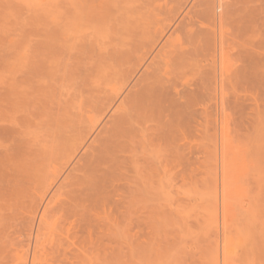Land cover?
Instances as JSON below:
<instances>
[{
  "label": "rangeland",
  "instance_id": "obj_1",
  "mask_svg": "<svg viewBox=\"0 0 264 264\" xmlns=\"http://www.w3.org/2000/svg\"><path fill=\"white\" fill-rule=\"evenodd\" d=\"M7 1L8 0H0V84H1L0 89H2V90H3V88L5 90H7L8 86H6V82H7V85H9L12 82L9 80L14 79L19 74L20 75L18 77H20V76L23 77L24 71H26L28 69V67H27V69L25 70V68H26L25 66H29L28 65L29 64V58L27 59V56L31 55V52L33 49H34L33 51L36 52L37 49H40V50L43 49L44 50V48L46 46L43 42L46 40V39H44L46 37V35H45L46 34L45 33V31H46L45 27L47 28L46 24L48 22H50L49 20H52V24H53V22L56 21V18L58 19V17L60 16V14H59L60 11L58 9L59 3H58V7H56L57 4L52 6V3L55 4V2L56 3L58 2L55 0H53V1L49 0V2L51 1L49 4L46 1L48 6H47L46 2H44L45 0H42L43 2H41V0H40L41 4L44 3L43 5L45 6V4H46V6H47V8H46L47 10H45V11H43L44 9L40 8L41 6L38 7V5H37V7H35L36 4L39 3L38 2L39 0L38 1L33 0L32 4H31L33 6H30V7H29V4L23 5L22 1H21V3L18 0H9L8 2L11 1L10 3H8ZM27 1H30V0H27ZM35 1H36V4L34 3ZM139 1L142 2L145 0H139ZM147 1H150V3L153 2L154 5L151 4V7H150V3H148ZM147 1H146L147 3L146 2H144V3H146L149 6H146L144 4V7L145 6L148 7L147 10L150 9L147 12V14L148 13H150V14H148V16H147L148 19L147 18L145 19L147 14L144 15V18H143L144 21H142V22H143V25H145L144 22L145 23L147 22L145 25L146 27L141 24V26H143L144 30L140 29V32H141V30L143 31V33H145V31H146L147 34L144 35L143 38H140L142 40V42H144V43H142L140 39H139L140 41L138 40L140 43H142V45L145 44V47L143 45V49L142 48L140 49L142 51H139V52H141L140 54L143 53V57L145 55V60L143 61L142 65L140 66L139 70L137 71L134 80H136L138 78L139 79L140 78H146V75L151 74L153 71L154 72L160 71L161 74H164L165 71H169L168 75L166 74L167 72L164 75L172 78V81L175 84L176 88L173 89V93L171 90L172 94H171L170 98L167 97L168 99H170V100L167 99V101L169 103L166 101L167 103L165 102L164 105L167 104V106L169 105V107H170V104L173 103L174 108H175V106H178L179 104L181 106V103L182 104L185 103L184 100L186 98H188V100H189L190 99L189 97H191V96L196 97V100H195L196 102H195L194 106L192 107V109H190L191 117H190L189 125L186 129L187 130L186 131V138L182 140L186 143V145L188 144L186 146L185 150L181 149L179 147L174 148V147H176V146H174L176 144H179V145L183 144V142L179 141V140L176 142L173 141L174 143L171 141V143H173V144H171L172 147L169 143H168L169 145L167 144V146H164V148L165 147L166 148L167 147L172 148L171 150L169 149V152L171 151L170 152L171 154H172V152L174 153V154H172V155H174V157H172V158H176L177 154L179 155V153L181 152V151L178 152L179 149L184 151V152L180 153L179 157L182 156L184 158L183 159L181 157L183 159V161L186 158V162L183 163V164L186 163V166L185 165L184 166L187 169L186 170V176H187L186 180L187 181H185L186 185L183 186L181 184L183 181L179 176L175 177L177 175L176 172L179 173V171L183 170V169L185 171V168L183 166L182 167L178 166L175 169H173V170H175V172L173 171V174L176 173V175L173 176V180H174L175 184H177V185H176V188L174 190V194H170L171 196H166L167 198L164 197L163 199H160L159 195L156 194V196L155 195L151 196L150 191L147 192L144 190V188L141 187V185L138 183V181L140 179L139 178H133L134 174L135 175L139 174L137 172L138 168L136 169V166H135L136 165L135 161L141 162V159H142L141 163H143V161L145 160L144 158L140 159V155H138L137 150L140 152L139 154H141V150H142V152H144L143 151L144 148H147V146L150 143H148V145H147L146 144L147 142L145 141L146 143H144V142L143 143L147 146H145L144 144L142 145V142H141L142 138L141 137L140 138L139 137L134 138L137 135L135 133V136L133 137V139H135V143H137L138 141L140 142V143L139 142L137 143V145L139 144L138 147H140V148L138 149V147L136 148V147L131 146V149L133 148L136 150V151L134 150L135 154H134L133 149H132L131 150L132 152L130 151L129 153H127V156L129 157V155H130L129 158L132 159L133 154H134V156L135 155L138 156L139 160L135 159V157H137V156H135L132 159L134 161H131L127 157L128 160L126 162L129 161L128 162L129 164H127L125 166L126 167L125 169H122L123 170L122 172L119 171V170H121V168H119L118 171L120 173H118L116 171L117 172L116 174H118V175L114 176V179L119 177L121 180L119 178H117L118 181H115V185L113 184L114 180H112L113 182H111V180H109V182L112 183L110 185L111 188L109 186H104L103 185V184H105L104 182H103V184L101 183L102 186L101 185H99V186L102 187V188L100 187V189H102L101 190L102 195L99 193V191H100L99 186H97L98 191L95 188L97 192H95V190L93 189L94 187H91V189H93V191H94L93 192L91 189H89L90 186L89 187L86 186L85 192L83 191L84 193H81L80 190H79L80 192L77 191V193H75L76 189L81 188V187L85 188V186H83L82 184H81L82 185L81 187H80V185L79 186L77 185L78 187L73 188L75 191L73 189H71L69 191L68 188L73 187V185L71 184L73 182H71V181H73V180L75 181V179H72L74 177L73 176L74 174L71 176L72 178L71 177L68 178V180L72 179L71 181L66 180L67 178L64 177L67 174V172L69 171L68 169H71V167H72V166L71 167L68 166L72 162L70 163L67 160V158H71L68 156H69V154L71 156V150L73 148L72 144H75L76 139L80 138V136L75 137L76 134L82 133L81 134V137H82L85 134V133L83 134V131L85 132L86 130H88V126L87 127L83 126L85 124L87 125V123L84 122L85 124L84 123H83V125L81 124L82 127L86 128L85 130H84V128L82 129L80 127H77L80 125L77 121H76L77 123H75L74 125H70L68 123L69 125L66 126L65 124H67V123H65V119L67 121L68 116H63L64 113H66V112H64L63 115H61L63 117L59 116V114H58V117L56 116V114L58 112L57 109L58 110L60 109V104H59V107L57 106L58 108L56 106H54L53 109H49V108H47V106L44 103L42 104V102H41L40 104L38 103L36 108L34 107L35 109H31L32 110L31 113L33 114V112H35V114H33L34 116L32 115L33 117H30L31 118L30 120L33 121L35 124L31 128H29V127H27V125H29L28 121L26 122L27 119L22 120V116L25 117V115H26L28 117L31 115V113L29 114V112L27 111L29 114L28 115L27 112L23 111L24 109L22 108L23 110H21V111H23V112H21V113L19 112L20 114H18V115H21V116H19L21 118H19V117H17L18 115L15 113L16 111L13 113L11 112L12 111L11 107H10V109H8L7 108L8 106L7 107L3 106L4 110L7 113V116L11 117L9 120L13 119V121H14V118L17 117L19 119L18 123L25 121V122H23V124L25 123L27 125L24 124L26 126V127L24 126V129L28 128L29 133H30V131H32L33 133L35 132L36 136H40V135L45 136V134H49L48 138L50 137V140L46 137L47 140L45 139L43 141L42 138L44 136L43 137L40 136L41 140L43 142H41V140L38 141L39 139H37V141L42 143V144L46 141L45 143H47V144L44 143L45 145L43 144V146H46V147L50 146V147L46 148V147H43L42 144H40L42 147V149H41L40 146H37L38 142L36 141L35 147L37 148V150H39V149H41V150L34 153L35 157H34V154L32 152L33 157L30 156L29 159L32 161L33 164L31 163L30 160L27 159V162H26L27 164H25V165L22 164L21 168H20V166H17L18 167L17 168L16 165L15 166L10 165L8 167L4 166V168H3V166H2L3 163H1L2 168L0 167V177H1L2 181H4L3 180V178H4L7 181V183H5V185L3 183V185H2L1 184L2 182L0 180V195L2 193L3 194L5 193L4 194L5 196H3V195H1V196L3 198H6V199L11 197V199H9V200H11V202H9L8 199L7 200L3 199L0 196V204L2 201V204L5 203L4 205L8 206V208H9V205H10L9 203H11V205H13L14 203L15 204L17 203V206H19V207L17 209V206H16V210L18 212L17 211L15 212V206L9 208L11 210L8 211V210H6L7 207L5 208L2 205H0L2 208H5V209L0 208V210L2 209L3 214H4V212L6 213V214H4L6 216L5 217L2 215V211L0 212V214L4 218V219H1L2 217L0 216V264H126V263L128 264V262H129V264H131L129 261V260H131L130 259L131 257L127 253V251L130 248L127 245V241L128 242L131 241L132 238L130 240H128V237L130 238L131 234L136 233L137 228H135L134 230L132 228H130V230L132 229L130 232L129 229L127 230V228L129 226L125 222V220L128 219L127 216L129 217V213L131 211L132 214H131L130 218L133 216L136 219V220H134V218L132 217V219L134 220V221L133 220L132 221L136 224L139 223L141 225L140 222L137 223V217H138V219H140V217L143 216L145 219L146 216L143 215V214H145L144 209L142 210L143 205H139L140 207L137 205L138 208L139 209L141 208V210H142V212L141 211L138 212L139 216L135 212L136 209L133 210L135 208V204L140 203V201H141V204L142 203L144 204V208L146 207L145 211H148V212H146V214H148L149 212H152L153 208H156V209L162 208V210H163L164 207H162L160 205H157L155 203H154L155 205L154 204L151 205L153 201L154 202L157 201L156 198H159L162 201H164V199L166 198V199H169L170 201H172L171 203L174 202V198H175L176 201L173 204H171V207L168 208V209H171V211H170L171 213H169L170 215H168V216H170V218L167 215H165V213H167L165 211L168 210L167 208H164L165 213L163 214V212H162L161 213L162 215L159 214L161 210L159 211L156 209H154L153 211L157 212V214L152 212L155 214V217L153 216L154 214L150 213L151 217L153 216L152 219H154L156 224H154V221L147 222L146 220H143V218H141L143 220V222L145 221L144 225H145V223H147V225H149V227L146 226L145 227L146 229H145L142 227L143 225L142 226L139 225V227L143 228V229L140 228L142 234L139 231L140 229L138 230L139 231L138 233L140 234L141 240L139 237V239L137 240L138 241L137 243L140 244V246L138 244L136 245V243H135V245L132 244V246H131L132 247L131 253L133 252L132 253L133 254L132 264H155L153 259H151V257H153L152 255L154 253L151 254V252H149V251L146 253V251H147V244H150L149 242L152 243V241L154 240L153 237L157 238L158 234L160 235V237H162L161 240H163V238L165 239L163 241H164V243H166V245L164 243H161L160 242L161 240L159 241V239L157 238L158 243L160 242L161 244H164L162 246H159L160 248L162 247L164 250L161 248V251H159V249H158V252H160V254L164 253L163 256L165 255L163 257L162 262H160V260H159L160 259L159 257H161V256L158 257L159 262L157 260L156 261L157 264H162L163 262H164V264H168V263L174 262L176 260H177V264H189V263L190 264H200V262L203 264H206V263L212 264L214 262L215 258L220 259V260H218L220 262L219 264H264V0H218V1L217 0H212V1L211 0H156V1L155 0H153V1L147 0ZM144 7H143V9H144ZM146 7H145V9H146ZM143 11H146V10H143ZM51 12H55V14H56L55 16L58 15V17H54L53 19H51L50 18ZM213 13H215V14H213ZM212 14H213V16H212ZM47 16H49V17H47ZM47 19H49V20L47 21ZM56 23H54L53 25L51 23L50 24L52 25V27H55ZM108 24H110V23H108ZM99 25H102V24H99ZM105 25L103 27L106 28ZM76 26L77 25L74 26L75 29H76ZM99 27L100 26H96V28L92 27L93 28V32H92V29H90V27H88V26H87L88 29L86 27H81V29H80V26L79 27L77 26L78 31L77 30L76 31H77V34H79V31H81V30L83 31L82 28H86V31L84 33L88 34V36H91L90 38L93 37L92 35H95L94 33H96V35H97L101 31L104 36L102 35L103 37H99V34H98V36H96V37L106 39L109 36L110 32L109 33L105 32L104 31L105 28L103 30L102 29L96 30ZM106 30L109 31L108 27ZM34 31H36V32H34ZM102 33H100V34H102ZM143 33H141V34L143 35ZM105 35H107V37ZM96 37H94V38H96ZM40 50H37V52ZM43 50H41V52ZM181 50H182V52H183V50H185V52L186 51L191 52V55L187 53L186 56L183 57L184 55L181 56V54H180V53H182V52H180ZM146 51H148L147 54H145ZM37 52H36V54H37ZM25 53H27V56L24 57ZM39 53L40 52H38V55H39ZM137 54H135L136 57L140 56V55L137 56ZM19 55H21L22 56L21 58L24 60H20V58H18ZM41 55H42V53H40V56ZM178 55L181 56L180 59H182V60H178L180 57V56L178 57ZM187 55H189L190 57L188 56V59L186 60ZM17 58H18V62H16ZM183 59H184V61H183ZM176 60L180 61L179 64ZM14 61H15V63H14ZM181 61L183 62V64ZM23 62H25V63H23ZM93 63H92V65H93ZM24 64H25V66H24ZM21 65H23V66L20 67ZM14 67H15V69H14ZM9 68H11L12 70ZM7 69H8V71H7ZM13 69H14V73H13ZM119 72H121V71H119ZM9 73L12 75V77L10 79L8 78L9 80H7L6 78L11 76V75H9ZM63 73H64V71H62V74H60V71H59V75L60 76L62 75L61 77H63V78L65 77V80L66 79L67 80L65 81L64 79H62L63 80L62 81V80H60L61 78L58 79L59 80V82H58L59 86L57 85L58 83H56L57 82L56 81L55 82L56 84H54V85H56L54 87V89L57 87L59 89L57 91H60L61 94L64 92L65 94L68 95V93H71V92H69V90H68V93H66L67 92L66 89L71 88L70 91L73 89V87L71 85L74 86L75 84H77L78 81L74 80V78L76 79L78 75L75 74L76 77H74V75L73 76L71 75L72 72L70 73L71 76L70 75L67 76L66 73H65L66 75ZM74 73H72V74H74ZM122 73L123 74L117 73V75H115V76H117L120 80H123L120 78V76L123 77L122 75H124V71ZM160 73H158V75ZM28 74L25 73L24 75L27 76ZM161 74L158 76L160 79H161V77L164 76V75L162 76ZM220 75H222V76H220ZM103 76H105V75H103ZM103 76H101L102 78L98 77V79H99V82L101 81L100 82L101 84H102V82L106 83L103 85V88H105V91L106 90L111 91L110 87L112 88V86H113L112 82L115 83L114 84L115 86L117 85V88H119L122 84L121 82H123V81L118 80V78L115 77L114 75H113V79H111L109 77L110 78L109 81H107L109 79L108 76H107V79H105V77H103ZM4 77H5L6 81H5ZM114 77L117 79H115ZM219 78L221 80L224 79L222 81L223 85L221 84V81ZM164 79L167 80V77H165ZM78 80L80 81V79H78ZM162 80H163V78H162ZM200 80H202V81H200ZM75 81H76V83H75ZM215 81H218L217 84L215 83ZM116 82L120 83L119 87H118V84ZM201 82H203V83L205 82V84H203L205 86L202 85L203 87H201V88H203V89L198 92L197 90H198V87L201 86V84H202ZM108 83H110V84H108ZM195 83L196 84L201 83L200 86L196 85L197 90L194 89L195 85H193V86L190 85V84H195ZM2 84H3V86H2ZM206 85H208V86H206ZM215 85H217L216 90L218 88V91H217L218 94H216L214 96V94L216 93V91H214ZM220 85H222L223 89H222V87L220 89ZM5 86H6V88H5ZM106 86H108L109 88H107ZM113 88H115V87L113 86ZM189 90H191V91L196 90L197 94L192 95ZM53 92H55V91H53ZM178 92H179V94H176ZM220 92H223V94H221ZM56 94H59V92L58 93L56 92ZM65 94L63 95V98H61L62 95L57 97L58 99L61 98V100L59 99V102L63 101V99L66 100V98L68 96L66 95V97L64 98ZM173 94L176 95L177 97L174 96L175 97L174 98L172 96ZM5 96L7 97L6 100H8L9 94L4 93V97ZM220 96L222 97L223 100H221ZM49 97H51V96H48V98ZM53 97H54V94H53ZM53 97L50 98V100H52ZM171 97L173 99L177 98V101L176 100L172 101ZM214 97H216V98L218 97V98L214 99ZM197 98H198V100H197ZM45 100H47V98H45ZM52 101H50V102H52ZM55 101H57V100H55ZM170 101H171V103H170ZM174 101H176V105H175ZM215 101H217V103H219V104H217V105L214 104ZM220 101L222 102L224 107L222 106V104H220L221 103ZM48 102H45V103H48ZM53 102H52V104H56V105L58 104V103H55V102L53 103ZM88 104H86V105H88ZM3 105H4V103H3ZM47 105L50 106V104H47ZM89 105L92 106V104H89ZM215 105H216V107H215ZM52 106L53 105H51L50 108ZM91 106H90V109H91ZM94 106H96V107H94ZM98 106H99V104H96V105L93 104V106H92V107H94L92 109L93 112H91L92 110L88 111V113H89L88 115L89 116L97 115L96 117L99 118L98 115H100V111L97 108ZM182 106H181V108H182ZM220 106L223 108V110L220 109ZM171 107L173 109V106H171ZM5 108H7V109H5ZM87 108L89 109V107H87ZM176 108H178V107H176ZM215 108H217V109L215 110ZM88 109H86V112ZM165 109L166 110L170 109V111L168 112V111L164 110L165 111V113L163 112L164 117H166L165 116L166 113L170 114V112L172 111L171 108L165 107ZM183 109H184V107H183ZM194 109L199 110V111H197V114L199 112L198 116H197V114H195ZM177 110L178 109H175V110L173 109V111H177ZM179 110H181V109H179ZM8 111H10V114H8L9 113ZM55 111H56V113H55ZM202 111H204L205 113H203ZM222 111L224 112V114L221 113ZM24 112H26V113H24ZM42 112L46 113V114H44L45 116L42 114ZM75 112L76 111L74 110V113ZM60 113L62 114V112H60ZM77 113H78V111H77ZM11 114H13L14 116L13 115L11 116ZM173 114H174V112H173ZM219 114L220 115L222 114V115L220 116ZM5 115L6 114H4V117H5ZM171 115L172 114H170L168 116L170 117ZM217 115H218V117H217ZM0 116H1V114H0ZM55 116L58 120V122L56 124H55L56 118L54 121H51L52 119H54ZM222 116H223V118H222ZM96 117H95V119H96ZM214 117H216L218 119V121ZM5 118H4V120L7 121L8 117L6 118L7 120ZM77 118L78 117H76L75 119L77 120ZM81 118L79 119V121L83 120ZM102 118H104V117L102 116ZM164 119L166 121L167 118H163V120ZM214 119L216 121H214ZM221 119H223L222 122L224 124L221 121H219ZM20 120H22V121H20ZM28 120H29V118H28ZM13 121H11L12 124H13ZM15 122L17 123V120ZM61 122H63V124H61ZM141 122H144V121H141ZM215 122H218L219 124L217 123L218 125H216ZM7 123H8V121H7ZM29 123L31 126L32 123L31 122H29ZM52 123H54L55 125L58 124L59 127L63 126L62 128H60V130L62 132L64 131V129L66 127H68L70 129V132L66 131V129L68 130V128H66L64 131L65 133L63 132L64 133L63 134L60 131H58V129H57L58 135L56 133L57 131L54 132V134H53L52 133L53 132L52 131V126H53ZM71 124H72V122H71ZM77 124H79V125H77ZM151 124H149V125H151ZM221 124H222V126H221ZM8 125H9V123H8ZM50 125H51V127H50ZM135 125L138 128L140 126V125L138 126L137 124H135ZM143 125H145V123ZM143 125H141L140 128ZM146 125L148 126V123ZM58 126L57 127L55 126V129L54 128L53 129L56 130V128H58ZM69 126H71V127H69ZM74 126H76L74 128L76 130H74L72 128ZM22 127H23V125H22ZM166 127H167V125H166ZM77 128L82 129V130L78 129L79 131H82V132H79L77 130ZM138 128H136V129H138ZM216 128H218V129L216 130ZM71 130H74V131H71ZM164 130L167 131L168 129L164 128ZM75 131H76V133H75ZM25 132H27V131H25ZM25 132H24V136L26 135ZM32 132H31V135H29V133L27 132L28 135L30 136V138L33 134ZM71 132H73V134H75V135H73ZM50 133H51V135H50ZM60 133H61L60 137L63 136L62 139L59 137ZM20 134H21V132H20ZM28 135H27V137H28ZM67 135L71 137V138L70 137L69 138L72 141H70V140L66 141ZM138 135H140V134H138ZM20 136H22V135H20ZM24 136H23V138L19 137V140L24 139ZM33 136H35V134ZM89 136H88L87 140H90V141H88V143H90L93 139V138H90ZM54 137L56 139H58V138H60V139H58V140L53 139ZM171 137H169V138L171 139ZM36 138L35 139L33 138V140H36ZM72 138H74V139H72ZM25 139H28V138H25ZM31 139H29L30 142H27V143H31ZM51 140H52V142L55 141V143L56 142H58V143L52 144ZM136 140H138V141H136ZM16 142L17 141H14L11 143L14 144ZM19 142L20 141H18L17 143L19 144ZM71 142H73V143L71 144ZM23 143H26V142L23 141ZM27 143H26V145L29 147V144H27ZM76 143L78 144V141ZM0 144H1V141H0ZM51 144L54 146H52ZM32 145H34V144H31V146ZM38 145H39V143H38ZM21 146L23 147V145H21ZM54 147H56V148H54ZM151 147H152V145H151ZM52 148H54V149L52 150ZM75 148H73V149H75ZM23 149H25V148L23 147ZM49 149H51V150H49ZM173 149H178L176 152L177 153L176 155H175L176 150L173 151ZM33 150H34V148H32V151ZM37 150L35 149V151H37ZM47 151L49 153H47ZM148 151H150V150H148ZM163 151L165 152L166 150H163V148H162L161 154H164ZM147 152H145L144 154L142 153L141 156L143 157V156H145V154H148V156L153 157V155H151L152 153H147ZM169 152H167V153L169 154ZM118 155H122V154L119 153ZM148 156H146V157H148ZM169 156H170V154H169ZM179 157H177L176 159L179 160ZM154 158L156 159V157H153V161H155ZM150 159L151 158H147V161L149 162ZM36 160H37V163H35ZM71 160H73V159H71ZM118 160L120 161V159H118ZM118 160L115 159L114 162H116V164L114 162L113 163L115 165H117V163H119ZM153 161H151V162H153ZM181 161H178V162H181ZM5 162H7V161H5ZM121 162L123 163L125 161H123V159H122ZM133 162L135 164H133ZM175 162H176V160H175ZM175 162H173L174 166H176ZM122 163L120 164V167H121ZM130 163H131V165L133 164L132 166H134V167L130 166V168H129L128 165H130ZM114 164H112V162H111V165H114ZM124 164H126V163H123V166H124ZM178 164L179 163H177V165ZM11 167H13V171H12ZM23 167H25V168H23ZM9 168L11 169L12 173H11ZM133 168L135 169V171H132V170H134ZM114 169H116V168H114ZM64 170H66V173ZM55 172H58V173H55ZM59 172H61V173H59ZM125 172H127V173H125ZM74 173H76V172H74ZM129 173H130V175H129ZM54 174L55 175L57 174L56 176L58 177V178L56 177L57 179L55 178V180L53 178V177H55ZM76 174H78V173H76ZM125 174L127 175V177H125ZM89 175L92 176L91 173ZM89 175H86V178H84V181L86 180L87 184L89 183L87 180L90 179ZM87 176H89V177L87 178ZM130 176H132V177H130ZM138 176L140 177V175H138ZM48 177H50L49 178L50 180L47 179ZM59 177H61V179L64 177V179L66 181H63V180L62 181L66 182V183H62L61 179ZM125 178H127L128 182L130 180H132L131 181L132 183H130V182L128 183L127 180L125 181L124 180ZM135 181H137V182H135ZM8 182L9 183L11 182V184H9ZM49 182H52V184H51L52 186H53V183L55 182L56 183V185H54L55 188L52 186L51 187L48 186ZM67 182H71L70 183L71 187L65 186V184H67ZM86 182H84V185H86L85 184ZM109 182H106V185L110 184ZM139 182L141 183V180ZM57 183H58V185H57ZM59 183L61 184V186ZM123 183H124V185H123ZM137 184L139 186H137ZM180 184H181V186H180ZM178 185L180 187H182L184 190L186 189L185 195L183 194V192H185V191H182L181 190L182 188L180 189ZM217 185H218V187H217ZM22 186H23V188H22ZM56 186H59V188H60V190H62V192L58 188L60 193L59 192H57L58 194L53 193V192L57 191ZM67 186H70V185L67 184ZM103 186L106 188V190ZM3 188H4V190H3ZM16 188H17V190H20V192H21L19 194L16 192V194H18V199H17V195L15 196L16 198L14 197L15 194L13 195V191H12V190H14V192H15ZM107 188H109V189H107ZM128 188H130V189H128ZM1 189L3 191L2 193H1ZM64 189L68 190L70 193H73V194H69V195L65 194V195H68L69 197L71 195L74 196V194H75V196H77L76 194H78V192H79V195L81 193L80 196L78 195L79 196L78 198L74 196L76 199L75 198H73V199L77 200L76 203L80 202L81 205L84 204V207L83 206L78 207V204H76L75 200L73 201L71 199V197H70V199L76 204V206L79 209H76L74 203L71 204L72 203L71 200H70L71 203L69 200L67 201L68 196L65 197V195H63V192H65ZM87 189H89L88 191L90 194H91V192H93L94 195L97 194L96 197L100 201L96 197H95L96 199L94 197L91 198V195H90V199H92V200L91 201L88 200L89 194H88ZM132 189H134V190H132ZM141 189H143V190H141ZM214 189H219L220 191L218 190V192H217ZM90 190H91V192H90ZM104 190H105V192H103ZM112 190L114 192L117 190L115 192V194H117V195H114V193L111 195V193L113 192ZM125 190H126V192H128L127 190H130V192H128L130 194L133 193V192H131V190L135 191V193H133V194H135V198H133L134 197L133 194L129 195L128 193H125L124 192ZM118 191H120V192H118ZM210 191L216 192L219 195V196L218 195L216 196V199L219 198V200L215 199V201H214V199H213L214 197L212 196L214 193H212ZM136 192H138V194H136ZM176 192H178V193L181 192L182 195L177 194ZM209 192L211 193V196L213 198L208 197V196H210ZM11 193L13 195V198H12V196L8 197V195H11ZM44 193H45V195H44ZM103 193H104L106 198L103 196ZM120 193H123V194L121 195ZM55 194L57 195L56 196L57 198L59 197L58 200L60 202L65 197V199H66L65 203L66 204L63 203V201L61 202L63 204L60 203L61 205H64L65 208H63L60 204H59V206H57L59 201L58 200L56 201V197H54ZM59 194H60V196H58ZM84 194L85 195L88 194V196H86L85 200H84V201H87V200L88 201L86 203L85 202L81 203V202H83L82 199H84L83 198L85 196ZM98 194H100L102 197H104V198L101 197L103 200L101 198H99ZM139 194H141V195H139ZM41 195H43L42 196L43 197L42 202L40 201ZM51 195L54 198L53 197L51 198ZM61 195H63V196H61ZM136 195L137 196L139 195V198ZM144 195L149 197L148 199H150V201H152L151 204L149 203V200L146 197H143ZM123 196H125V197H123ZM129 196H131V198H133V199H131ZM60 198H61V200H60ZM143 198H146L147 200L143 199ZM14 199H15V201H14ZM159 199L157 202L158 204L160 201ZM124 200H127L128 202L125 201V204H124ZM130 200L132 202L131 204L129 203ZM134 200L139 201V202L135 203ZM145 200L148 201L147 202L148 204L145 203ZM183 200H184V203H183ZM92 201H94V202L96 201V203L102 202L101 204H99L102 206H99L98 204H96ZM103 201L105 202V204ZM115 201H117V202L115 203ZM177 201L178 202L181 201L180 204H178V206L181 205L180 207H178L176 205ZM209 202L213 203V204L210 203V204H212L213 208L210 206H207V205H209ZM38 203H40V204H38ZM67 203L69 204V206L67 205ZM91 203H93V204H91ZM127 203L130 205L128 206ZM7 204H9V205H7ZM19 204H21V205L23 204V205L21 206ZM133 204H134V207H133ZM146 204L148 206H145ZM71 205H73V206H71ZM184 205H186V206H184ZM196 205L201 210L203 208L205 209V206H207L210 209H214V208L216 209L219 206V208H218L219 219L217 218L218 221L216 220L217 223L219 224V225H217L218 227L217 226L215 227V224H217L216 222H214L215 224L210 223V225L208 222H205V221H207L208 218H209L208 219V221H209V220H211L210 218L213 217V216L208 217V215H207V217H205L206 210H205V213L203 212V214H199L202 217V218L200 217L199 221L204 219L205 221L204 220L203 221L205 222V224L208 223V225L207 226L204 225L203 221H201V223H199V221L196 223V221H197L196 219H199V218H197L198 217L197 214L200 211V210H198V212H197L198 208L196 207ZM216 205H217V207H216ZM92 206L93 207L97 206L98 209L96 208V210H95L93 208V211H90L89 209H90V207L92 209ZM131 206L133 207V209H132L133 212L131 210V208H132ZM81 207L83 208V210ZM85 207L88 208L87 211H86L87 208H85ZM103 207H105L106 209L104 210ZM70 208H72V209H70ZM177 208H181V209H179V211H178ZM185 208L187 209L188 213H192L190 215V216H192L191 217L192 219L188 218L189 221L190 220L193 222L195 221V223L197 224L196 225L195 223L192 222L194 224V228H192L189 221H188L187 228L189 227V225L191 227L190 228L191 230H188L191 232V234L189 232V234H190L189 236H188V233H186V235H185V232L182 230V225H184L185 224L184 222L187 220L184 219L185 220L184 221V220L180 219L183 216L186 217V214H185L186 209ZM129 209H130V211L128 213L127 210H129ZM172 209L173 210L175 209L179 213H177L175 210L173 211ZM204 209L202 211H204ZM4 210H6L7 212ZM137 211H139V210L137 209ZM12 212H14L15 214L14 213L12 214ZM195 212L197 213L196 215H195ZM10 213H11V215H10ZM181 213L183 214V216ZM199 213H202V212L200 211ZM210 213H212V212H210ZM207 214H209V213H207ZM159 215L162 218L164 217L163 215H165V217H168L169 220L167 219V222H166V220H165L166 218L165 217L163 218L165 220L164 221ZM202 215H204V216H202ZM217 215H218V213H217ZM194 216H196V217H194ZM203 217H205L206 219ZM216 217L217 216H215V218ZM174 218H175V220H174ZM193 218H195V219L193 220ZM215 218L212 219V221H215ZM160 219H161V221H160ZM176 219H177V221H176ZM142 220H141V222H142ZM172 220H174V221H172ZM129 221H130V219H129ZM132 221H131V224H133L132 226H134L135 224L132 223ZM175 221H176V223H175ZM127 222H128V220H127ZM164 222L166 224H164V226H163ZM161 224H162V226H161ZM186 225H187V223H186ZM134 227H136V225ZM183 227L185 228L186 226L184 225ZM148 228H150V229H148ZM152 228H154L155 230ZM249 228L252 229L251 232L249 231ZM144 230L147 231L146 233H147V235L149 234L150 237L147 235H146L147 237H144V234H146ZM158 230L161 234L158 232ZM161 230H162V232H161ZM126 231L127 232L129 231L130 235L127 234ZM143 231H144V233H143ZM150 231H152L154 233V236H152V239H151V234L153 235V233L150 234L149 233ZM185 231H187V230L185 229ZM192 231H193V233H195L194 234L195 236L192 234ZM155 232H156L157 236L155 235ZM124 235H127V238H125ZM193 236H194V238H193L194 241H192V239H191ZM145 238L146 239L149 238V239H147L148 240L147 244H145V241H147ZM143 240H144V242H143ZM154 241L156 242V240H154ZM191 242H194V243L192 244ZM123 243H124V245L129 247L128 250H126V248H124ZM161 244H158V245H161ZM174 244L178 247L180 246L181 249L182 248L185 249L186 245H187V249H186L185 254L187 253V250L189 251L192 249L191 253H193L194 255L192 256V254L190 253L191 257L189 258L188 254H186V256H187L186 257L184 254V251H182L181 249L180 250L183 253L180 252L179 250L177 252L178 247L176 248V250L174 249L176 246L174 248H172L174 246ZM121 245H122V247H121ZM156 245H157V242H156ZM134 246H136V248L140 247V249H136ZM165 246L168 247V250ZM169 247H171V249ZM155 248L156 247H154V250H152V251H155ZM124 249H125V251H124ZM142 249L143 250L146 249L145 253ZM165 249H166V251H165ZM140 250L143 251V253ZM149 250H150V248H149ZM121 251L122 252L124 251L123 253L125 256V260H124L123 253ZM125 252L127 253L126 255H125ZM149 253L151 256L148 255ZM174 253H175V256H180L179 254L181 253L182 254L181 257L185 256V259L188 258L193 262L191 263L189 261H186L183 259V257H182L183 261H181L182 260L181 257H180L181 260H178L179 258L177 259V257H176V260L173 261V259H175L173 257ZM201 253L203 254V258L199 259L201 257L200 256ZM216 253H218V254H216ZM206 254L208 256H206ZM215 254L219 255V257L216 256L214 258ZM157 255H159V253ZM157 255H155L154 257H156ZM211 255H213V258L208 259L209 257H211ZM126 257L127 258L130 257L127 262H126ZM211 259H214L213 262L211 261ZM168 260L170 262H168ZM202 260H203V262H202ZM124 261H125V263H124ZM179 261L181 263H179ZM218 261L216 260L217 264H218ZM174 264H176V263H174Z\"/></svg>",
  "mask_w": 264,
  "mask_h": 264
},
{
  "label": "bare ground",
  "instance_id": "obj_2",
  "mask_svg": "<svg viewBox=\"0 0 264 264\" xmlns=\"http://www.w3.org/2000/svg\"><path fill=\"white\" fill-rule=\"evenodd\" d=\"M9 1V0H8ZM7 1V2H8ZM20 3H21V1H22V3H23V5H28L29 4V7L30 6H33V5H31L32 4V1L33 0H30V1H27V0H18ZM38 1V0H37ZM48 2V4L51 2V1H53V0H51L50 2H49V0H45L44 2ZM55 1H58L57 3L55 2ZM54 2H55V4H53L52 3V6L53 5H56L57 4V6L56 7H58V3H59V7H58V9H59V11H60V16L58 17V15L57 16H55L56 14H55V12H51V15H50V18L51 19H53L54 17H58V19L56 18V21H54L53 22V24L54 23H56L57 21V23L55 24V27H52V20H49V19H47V21L49 20L50 22H46L47 24V28L45 27V35H46V37L44 38V39H46L45 41H43L44 42V44L46 45L45 46V48H44V50L43 49H41V50H43L42 52H41V50L40 49H37V50H40V51H38V52H40V53H42V55L40 56V53H39V55H38V52H37V50H36V52H37V54H36V52L35 51H33L32 50V52H31V55H28L27 56V53H25L24 54V57L25 56H27V59L29 58V66H25V64H24V66L26 67L25 68V70L27 69V67H28V69L26 70V71H24V74L26 73V74H28L27 76H25L22 72V74H23V77L22 76H20V77H13L14 79H11V80H9L11 77H12V75L9 73V75H11L10 77H7L6 79L7 80H9V81H12L9 85H7V82H6V86H8V88H7V90H5L4 88H3V90L2 89H0V114H1V116H0V141H1V144H0V167H1V163H3V168H4V166L6 167H8V166H10V165H12V166H15L16 165V167L17 166H20V168H21V165L23 164V165H25V164H27L26 162H27V159L28 160H30L29 158H30V156H32L35 152H38V151H40L41 149H42V147H41V145L40 144H42V143H40V142H38V141H40L41 140V137H43L42 135H40V136H36V133L34 132H32V131H30V133H29V130H28V128L26 129H24V126L25 125H27V124H23V122H25V121H22V120H26V122L28 121V124L29 125H27V127H29V128H31L32 126H34V122L33 121H31L30 119V117H33L34 115L33 114H35V112H33V114L31 113V109H35L36 107H37V105H38V103L40 104L41 102H42V104L44 103L46 106H47V108H49V109H53L54 108V106H58L59 107V104H60V109L58 110L57 109V111L59 112H57V114H56V116L58 117V114H59V116H61V115H63V113L64 112H66V113H64V115L63 116H68V119H67V121H66V119H65V123H67V124H65L66 126H68L69 124L70 125H74L75 123H79V124H77V125H79V126H77V127H80V128H84V130L86 129L85 127H87L88 126V130H86L85 132L83 131V136L81 137V134H79V133H77L76 134V136L75 137H79L80 136V138H77L76 139V142L78 141V144L75 142V144H72L73 142H71V144L73 145V148H75V149H73L72 148V150H71V156H70V154H69V156L68 157H71V158H67V160L71 163L70 165H68L69 167H71V169H68L69 171L67 172V174L64 176L65 178H67L66 180H68V178H70L73 174V178L72 179H75V181L73 180V181H71L72 179H69L68 181H71V182H73V183H71V182H67V184L68 185H70V186H67V184H65V186L66 187H71V184L73 185V187L72 188H68V190L70 191L71 189H73V188H75V187H78L79 185H80V187L83 185V186H85V188H83V187H81V188H78V189H76V192L75 193H77V191H81V193H84L85 192V190H86V186L87 187H89L90 186V188L89 189H91V187H94L93 189L95 190V192H97L98 191V187L97 186H99V185H101L102 186V184H103V182L105 183V184H103L104 186H109L110 188H111V184L112 183H110L109 182V180H111V182H113L112 180H114V182H113V184L115 185V181H118L117 180V178H119V177H117L116 179H114V176H117L118 174H116L117 172L118 173H120V172H122L123 170L122 169H125L126 167V165L127 164H129L128 162H126L127 160H128V158L130 157V155H129V157L127 156V153H129L132 149H131V146L132 147H138V145H137V143L139 142L138 140H136V141H138L137 143H135V139H133V137L135 136V133L137 134L136 135V137H134V138H142V145L144 144V143H146L147 145H148V143H150L151 145H152V147H151V145L149 144L148 146L147 145H145V146H147V148H144V152H142V150H141V154H139L140 152L137 150V152H138V155H140V159L141 158H144L145 160L143 161V163H141L142 162V159H141V162L140 161H135L136 162V169H137V172L139 173V174H137V175H135L134 174V176H133V178H139L140 180H141V183L138 181V183L141 185V187L142 188H144V190L145 191H150V195L152 196V195H155L156 196V194L157 195H159V198L160 199H163L164 197H166V196H171L170 194H174V190H175V188H176V185L177 184H175V182H174V180H173V176H175L176 175V173H177V175L175 176V177H177V176H179L181 179H182V185L184 186V185H186V182L185 181H187L186 179H187V176H186V168H185V166H186V163L185 164H183L184 162H186V158H185V160L183 161V159L181 158V157H179V155H180V153H182V152H184V151H182L181 149H184L185 150V148H186V146L188 145H186V143L184 142V141H182L183 139H185L186 138V129H187V127H188V125H189V121H190V117H191V112H190V109H192V107L194 106V104H195V100H196V97L194 96V97H189L190 99L188 100V98H186L184 101H185V103H181V106H182V108H181V106H180V104L178 105V106H175V108H174V104L173 103H171V101H170V107H169V105L167 106V104L166 105H164L165 104V102L167 101V99L168 98H170V96H171V94L173 93V89L174 88H176L175 87V84L173 83V81H172V78L171 77H168V76H165L164 74L166 73L167 75L169 74V71H165V73L164 74H161L160 73V71H156V72H152L151 74H148V75H146V78H138V79H136V80H134V78H135V75H136V73H137V71L139 70V68H140V66L142 65V63H143V61L145 60V55H144V57H143V53L142 54H140L141 52H139V51H142V50H140L141 48L143 49V45H144V47H145V44H143L142 45V43H144V42H142V40L140 39V38H143V36L144 35H146L147 33H146V31H145V33H143V31L141 30V32H140V29H143V26H145L146 25V23L144 22V24L145 25H143V22L142 21H144V15L145 14H147V12L150 10H147V8L148 7H146V6H149V5H147L146 3L148 2V3H150V1H147V0H145V1H139V0H55ZM147 1V2H146ZM153 1V0H152ZM151 1V2H152ZM156 1V0H155ZM154 1V2H155ZM212 1V0H211ZM218 1V0H217ZM11 2V1H10ZM10 2H8V3H10ZM25 2V3H24ZM28 2V3H27ZM39 3H37L36 4V1L34 2L35 4H36V6L35 7H37V5H38V7L39 6H41L40 8H42V9H44L43 11H45V10H47L46 8H47V6H48V4H47V2H46V4H47V6H46V4H45V6L43 5L44 3H40V0L38 1ZM41 2H43L42 0H41ZM144 2H146V3H144ZM216 2V1H215ZM144 4L146 5L145 7H146V9H145V7H144ZM151 4H153V2L152 3H150V7H151ZM51 5V4H50ZM143 5V6H142ZM154 5V4H153ZM152 5V6H153ZM44 6V7H43ZM143 7H144V9H143ZM143 10H146V11H143ZM152 10V9H151ZM217 10V9H216ZM58 11V12H59ZM153 11V10H152ZM57 12V11H56ZM53 13V14H52ZM216 13V12H215ZM215 13H213V14H215ZM148 14H150V13H148ZM148 14L146 15V17H145V19L147 18L148 19ZM213 14H212V16H213ZM54 15V16H53ZM47 17H49V16H47ZM46 17V18H47ZM215 17V16H214ZM215 19V18H214ZM46 20V19H45ZM147 21V20H146ZM107 22V23H106ZM52 25H51V24ZM108 23H110V24H108ZM99 24H102V25H99ZM106 24V25H105ZM141 24L143 25V26H141ZM45 25V26H46ZM75 25H77L78 27L80 26V29H81V27H86L87 28V26L88 27H90V29H92V32H93V28L92 27H94V28H96V26H100L99 28H97L96 30H98V29H104L105 27H103L104 25L106 26V28H105V32H110L109 33V36L107 37V35H105L107 38L105 39V38H99V37H103L104 35H103V33L100 31L98 34H99V37H96V36H98V34L96 35V33H94L95 35H92L93 37V39L92 38H90L91 36H88V34H85L84 32L86 31V28H82L83 29V33L81 32V31H79V34H77V26H76V29L74 28V26ZM108 25V26H107ZM92 26V27H91ZM107 27H108V30L109 31H107L106 29H107ZM142 27V28H141ZM146 27V26H145ZM85 29V30H84ZM88 29V28H87ZM35 30V29H34ZM77 30V31H76ZM144 30V29H143ZM146 30V29H145ZM95 31V30H94ZM33 32V31H32ZM34 32H36V31H34ZM91 32V33H92ZM81 33V34H80ZM100 33H102V34H100ZM141 33H143V35L140 34ZM101 35V36H100ZM103 35V36H102ZM140 36V37H139ZM142 36V37H141ZM94 37H96V38H94ZM139 37V38H138ZM141 40V42L142 43H140L139 41ZM139 40V41H138ZM42 42V43H43ZM142 46V47H141ZM187 50V49H186ZM189 50V49H188ZM35 52V53H34ZM139 52V53H138ZM180 52H182V50L180 51ZM138 53V54H137ZM148 53V51H146L145 52V54H147ZM190 54L191 55V52H185V50H183V52L182 53H180L181 54V56L182 55H184L183 57H185L186 56V54ZM135 54H137V56L138 55H140V56H138V57H136L135 56ZM22 55V54H21ZM21 55H19L18 56V58H20V60H24V59H22L21 57ZM180 55H178V57H179ZM181 56L179 57V59L178 60H182V59H180L181 58ZM188 56L189 55H187V57H186V60L188 59ZM190 57V56H189ZM18 58H17V61L16 62H18ZM26 59V58H25ZM178 60H176L177 62H178V64H179V62L180 61H178ZM94 63H93V62ZM183 61H184V59H183ZM20 62V61H19ZM26 62V61H25ZM25 62H23V63H25ZM182 62V61H181ZM186 62V61H185ZM14 63H15V61H14ZM28 63V62H27ZM92 63H93V65H92ZM13 64V63H12ZM22 64V63H21ZM182 64H183V62H182ZM11 66V65H10ZM13 66V65H12ZM23 65H21L20 67H22ZM19 68V67H18ZM9 69H11V68H9ZM14 69H15V67H14ZM14 69H13V73H14ZM17 69V68H16ZM21 69V68H20ZM123 69V70H122ZM12 70V69H11ZM78 70V71H77ZM7 71H8V69H7ZM59 71H60V74H62V71H64V73L63 74H67V76L68 75H70V73L72 72V73H74V74H72L71 73V75L73 76L74 75V77H76L75 76V74L76 75H78L77 76V78L78 79H80V81L76 78H74V80H76V81H78L77 82V84H75L74 86L73 85H71L72 87H73V91L71 90L70 91V89H66L67 90V92L66 93H68V90H69V92H71V93H68V95L67 94H65L64 92L61 94L60 93V91H57V90H59L57 87L54 89V87L56 86V85H54V84H56V83H58L59 82V80L58 79H60V80H62V79H64L65 80V77L63 78V77H61L60 75H59ZM70 71V72H69ZM74 71V72H73ZM119 71H121V72H119ZM124 71V75H122L123 77H121L119 74H123L122 72ZM249 72V71H248ZM69 73V74H68ZM117 73H119L118 75L120 76V78L121 79H123V80H120L117 76H115V75H117ZM158 73H160L163 77H161V79L158 77L159 75H158ZM16 74V73H15ZM65 74V75H66ZM222 74V73H221ZM70 75V76H71ZM103 75H105V76H103ZM113 75L115 76V77H117L118 78V80H120V81H123V82H121L122 84H121V86L119 87V84L120 83H118V82H116L117 84H118V87L119 88H117V85L115 86L114 84L115 83H113L112 82V84H113V86L115 87V88H113V86H112V88L110 87V90L111 91H105V88H103V85L104 84H106V83H103L102 82V84L99 82V79H98V77H101V76H103V77H105V79H107V76H108V78L110 77L111 79H113ZM14 76V75H13ZM16 76V75H15ZM25 76V77H24ZM112 76V77H111ZM220 76H222V75H220ZM22 77V78H21ZM114 77V78H115ZM165 77H167V80H165L164 78ZM9 78V79H8ZM26 78V79H25ZM102 78V77H101ZM110 78L107 80V81H109L110 80ZM117 78H115V79H117ZM162 78H163V80H162ZM221 78V77H220ZM219 78V79H220ZM4 79H5V77H4ZM6 79H5V81H6ZM104 79V78H103ZM222 79V78H221ZM220 79V81H221V84H222V81L224 80H221ZM67 80V79H66ZM65 80V81H66ZM216 80V79H215ZM57 81V82H56ZM63 81V80H62ZM76 81H75V83H76ZM106 81V82H107ZM200 81H202V80H200ZM56 82V83H55ZM111 82V81H110ZM217 82L218 81H215V83L217 84ZM202 83V84H201ZM201 83H199V84H190L191 86H193V85H195V88L194 89H196V87L197 86H200V84H201V86L200 87H198V92L200 91V90H202L203 88H201V87H203V86H205V85H203V84H205V82L203 83V82H201ZM108 84H110V83H108ZM207 84V83H206ZM209 84V83H208ZM58 86H59V83L57 84ZM197 85V86H196ZM203 85V86H202ZM223 85V84H222ZM222 85H220V89H221V87H222ZM0 86H1V84H0ZM2 86H3V84H2ZM6 86H5V88H6ZM109 86V85H108ZM108 86H106L107 88H109ZM206 86H208V85H206ZM216 86L217 85H215L214 86V91H216V93L214 94V96L216 95V94H218L217 93V91H218V88H217V90H216ZM67 87V88H68ZM2 88V87H1ZM205 88V87H204ZM53 89V90H52ZM222 89H223V87H222ZM171 90H172V93H171ZM196 90H189L190 92H191V94L192 95H196L197 94V91ZM53 91H55V92H53ZM56 92L58 93L59 92V94H56ZM189 92V93H190ZM4 93H7V94H9V97H8V100H6V96L4 97ZM52 95H51V94ZM221 94H223V92H220ZM53 94H54V97H53ZM65 94V96H64V98L66 97V95L68 96L67 98H66V100L65 99H63V101H60L59 102V99L61 100V98H63V95ZM176 94H179V92L178 93H176ZM190 94V95H191ZM220 94V95H221ZM58 95V96H57ZM62 95V97L61 98H57V97H59V96H61ZM48 96H51V97H49L48 98ZM173 97L174 96H176V95H172ZM53 97V101L55 102V103H58L57 105L56 104H52V100H50V98H52ZM168 97V98H167ZM177 97V96H176ZM219 97V96H218ZM217 97V98H218ZM45 98H47V100L50 102V101H52V102H48L47 100H45ZM56 98V99H55ZM175 98V97H174ZM216 97H214V99H215ZM216 98V99H217ZM220 98H221V100H223L222 99V97L220 96ZM224 98V97H223ZM44 99V100H43ZM57 100V101H55V100ZM171 99H172V101L173 100H176L177 101V98L176 99H173L172 97H171ZM168 100H170V99H168ZM197 100H198V98H197ZM4 101V102H3ZM48 102V103H45V102ZM176 101H174V103H175V105H176ZM53 102V103H54ZM168 102V101H167ZM166 102V103H167ZM221 102V101H220ZM3 103H4V105H3ZM92 104V106H93V104H99V106L97 107L98 109H99V111H100V115H98L99 116V118H97L96 116L97 115H92V116H89L88 114V111H91L94 107H96V106H94V107H92L91 105H89V104ZM169 103V102H168ZM47 104H50V106L51 105H53L51 108H50V106L49 105H47ZM86 104H88V105H86ZM173 104V105H172ZM214 104H219V103H217V101H215V103ZM220 104H222V102L220 103ZM10 105V106H9ZM216 105H215V107H216ZM3 106H8L7 108L8 109H10V107H11V112L13 113V112H15L17 115L18 114H20L21 112H23V111H28L29 112V114L31 113V115L30 116H26L25 115V117L24 116H22V120H20V121H22V122H20V123H18L19 122V119L17 118V117H19V116H21V115H18L17 117H13L14 118V121H13V119H11V120H9L11 117H9V116H7V113H6V111L4 110V107ZM90 106H91V109H90ZM171 106H173V109L175 110V109H178L177 111H173V109H172V107ZM180 106V107H179ZM196 106V105H195ZM222 106H223V104H222ZM35 107V108H34ZM57 107V108H58ZM87 107H89V109L87 108ZM165 107H167V108H171V110L174 112V114H173V112L171 113L170 112V114H172L170 117L168 116V115H170L169 113L167 114H165V116L166 117H164L163 116V112L165 113V111H170V109L169 110H166L165 109ZM176 107H178V108H176ZM183 107H184V109H183ZM224 107V106H223ZM7 108H5V109H7ZM21 108V109H20ZM24 110H23V109ZM14 109V110H13ZM62 109V110H61ZM86 109H88L87 110V112H86ZM179 109H181V110H179ZM196 109V108H195ZM194 109V112H195V114H197V111H199L198 109L197 110H195ZM217 108H215V110H216ZM220 109H222L223 110V108L220 106ZM21 110H23V111H21ZM61 110V111H60ZM64 110V111H63ZM74 110L76 111L75 113H74ZM95 110V109H94ZM165 110V111H164ZM189 110V111H188ZM5 111V112H4ZM51 111V110H50ZM49 111V112H50ZM77 111H78V113H77ZM97 111V110H96ZM218 111V110H217ZM216 111V112H217ZM9 113L8 114H10V111H8ZM18 112V113H17ZM20 112V113H19ZM26 112H24V113H26ZM28 112H27V114H28ZM60 112H62V114L60 113ZM91 112H93V110L91 111ZM90 112V113H91ZM95 112V111H94ZM203 113H205L204 111H202ZM55 113H56V111H55ZM99 113V112H98ZM97 113V114H98ZM201 113V112H200ZM221 113H223L224 114V112L222 111ZM4 114H6L5 115V117L8 119H6L5 117H4ZM15 114V115H16ZM28 114V115H29ZM42 114L44 115V114H46L45 112H42ZM78 114V115H77ZM92 114V113H91ZM198 114H199V112H198ZM198 114H197V116H198ZM202 114V113H201ZM216 114V113H215ZM218 114V113H217ZM13 114H11V116H12ZM33 115V116H32ZM37 115V114H36ZM35 115V116H36ZM42 115V116H43ZM220 115V114H219ZM222 115V114H221ZM220 115V116H221ZM14 116V115H13ZM45 116V115H44ZM56 116L54 117V119H52L51 121H54L55 120V118H56ZM63 116H61V117H63ZM102 116L104 117V118H102ZM168 116V117H167ZM216 116V115H215ZM219 116V117H220ZM27 117V118H26ZM76 117H78L77 118V120L75 119ZM82 117V118H81ZM95 117H96V119H95ZM217 117H218V115H217ZM4 118L8 121V123H9V125H8V123H7V121H5L4 120ZM17 118V119H16ZM19 118H21V117H19ZM28 118H29V120H28ZM65 118V117H64ZM85 119L84 121L82 120H80L79 121V119ZM163 118H167L166 119V121H165V119L163 120ZM214 118H216V117H214ZM222 118H223V116H222ZM17 120V123L15 122L16 120ZM87 119V120H86ZM217 119V118H216ZM69 120V121H68ZM222 120L223 119H221V120H219V121H221L222 122ZM11 121H13V124H12V122ZM56 122H55V124L58 122V120H57V118H56V120H55ZM75 121V122H74ZM77 121V122H76ZM89 123H88V122ZM141 121H144V122H141ZM214 121H216L215 119H214ZM217 121H218V119H217ZM11 122V123H10ZM15 122V123H14ZM29 122H33L32 124H31V126H30V123ZM71 122H72V124H71ZM82 122V123H81ZM84 122H86L87 123V125L84 123ZM22 123V124H21ZM60 123V122H59ZM69 123V124H68ZM83 123L85 124V125H83ZM145 123V125H143ZM148 123V126L146 125ZM152 123V124H151ZM216 123V125H218L219 123L218 122H215ZM218 123V124H217ZM223 123V122H222ZM7 124V125H6ZM54 123H52V133L54 134V132H56L57 131V129H58V131H60L61 133H63L64 131H65V129L66 128H68V127H66L65 129H64V131L62 132L61 130H60V128H62V127H59L58 126V124L57 125H55ZM61 124H63V122H61ZM83 126H85V127H82V125ZM89 124V125H88ZM135 124H137L138 126L140 125H143L141 128H140V126H139V128L135 125ZM149 124H151V125H149ZM224 124V123H223ZM22 125H23V127H22ZM64 125V126H65ZM166 125H167V127H166ZM55 126L57 127L58 126V128H56V130H54L55 129ZM76 126H74V127H72L73 129L76 127ZM221 126H222V124H221ZM22 127V128H21ZM26 127V126H25ZM50 127H51V125H50ZM69 127H71V126H69ZM138 128V129H136V128ZM161 127V128H160ZM54 128V129H53ZM80 128H77V130L78 129H80ZM164 128H167L168 130L167 131H165L164 130ZM174 128V129H173ZM222 128V127H221ZM25 131H27L28 133H29V135H31V132L33 133L32 134V136H31V138H30V136L28 135V133L27 132H25ZM51 129V128H50ZM82 129H80V130H82ZM218 128H216V130H217ZM23 130V131H22ZM49 130V129H48ZM74 130H76V129H74ZM74 130H71V131H74ZM137 130V131H136ZM223 130V129H222ZM58 131L56 132L57 133V135H58ZM66 131H69L70 132V129L68 128V130L66 129ZM79 131V130H78ZM77 131V132H78ZM20 132H21V134H20ZM23 132V133H22ZM24 132L26 133V137L24 136ZM79 132H82V131H79ZM222 132V131H221ZM61 133H60V135H59V137L61 136ZM65 133V132H64ZM63 133V134H64ZM72 134H73V132H71ZM75 133H76V131H75ZM35 134V136L37 137H35V136H33ZM62 134V135H63ZM67 134V133H66ZM138 134H140V135H138ZM19 135V136H18ZM20 135H22V136H20ZM27 135H28V137H27ZM47 135V136H46ZM50 135H51V133H50ZM56 135V134H55ZM54 135V136H55ZM56 135V136H57ZM73 135H75V134H73ZM72 135V136H73ZM90 135V136H89ZM23 136H24V139L25 138H28V139H20L19 140V137H22L23 138ZM48 136H49V134H45V136L42 138V140L44 141L45 139H46V137L48 138ZM55 136V137H56ZM66 136V135H65ZM88 136L90 137V138H93L92 139V141L90 142V143H88V141H90V140H87L88 139ZM172 136V137H171ZM39 137V138H38ZM53 137V136H52ZM53 138V139H56V138ZM63 137V136H62ZM62 137H60L61 139H62ZM70 136H68L67 135V138H66V141H69L70 140V138H69ZM74 137V136H73ZM74 137V138H75ZM169 137H171V139L169 138ZM33 138L35 139L36 138V140H33ZM60 138H58V139H60ZM69 138V139H68ZM74 138H72V139H74ZM18 139V140H17ZM29 139H31V143H27V142H30V140ZM37 139H39L38 141H37ZM49 140H50V137L48 138ZM52 139V140H53ZM58 139H56V140H58ZM24 142H26L27 144H29V147L26 145V143H23V141ZM28 140V141H27ZM41 140V142H43ZM47 140V139H46ZM52 140H51V142H52ZM141 140V139H140ZM182 141L183 142V144H181V145H179V144H176V145H174V146H176V147H174V148H181V149H179V151L178 152H180L179 153V155L176 153L177 152V150L178 149H173V151L174 150H176L175 151V155H176V158L177 157H179V160H177L176 158H172V157H174V155H172V154H174L173 152H172V154L169 152V149L171 150L172 148V145L171 144H173L174 142H176V141ZM14 141H20L19 142V144L16 142V143H11V142H14ZM36 141L39 143V145H38V143H37V146H40L41 147V149H39V150H37V148L35 147V144H36ZM70 141H72V140H70ZM146 141V142H145ZM171 141L173 142V143H171ZM33 142V143H32ZM46 142V141H45ZM44 142V143H45ZM48 142V141H47ZM50 142V141H49ZM50 142V143H51ZM144 142V143H143ZM181 142V143H182ZM23 143V144H22ZM43 143V144H44ZM49 143V144H50ZM55 143V141L54 142H52V144H54ZM58 142H56L55 144H57ZM133 145H132V144ZM140 143V142H139ZM170 144L171 145V147H165L164 148V146H167V144ZM178 143V142H177ZM31 144H34V145H32L31 146ZM43 144H42V146H43ZM45 144H47V143H45ZM44 144V145H45ZM51 144V145H52ZM168 144V145H169ZM21 145H23V147L25 148V149H23V147L21 146ZM178 145V146H177ZM34 146V147H33ZM52 146H54V145H52ZM51 146V147H52ZM56 146V145H55ZM71 146V145H70ZM75 146V147H74ZM2 147V148H1ZM31 147V148H30ZM43 147H46V146H43ZM47 147H50V146H47ZM46 147V148H47ZM57 147V146H56ZM56 147H54V148H56ZM32 148H34V150L32 151ZM54 148H52V150L54 149ZM140 147H138V149H139ZM149 148V149H148ZM162 148H163V150H166L165 152L167 153V152H169V154H170V156H169V154L167 153H165L164 151V154H161V152H162ZM35 149L37 150V151H35ZM45 149V148H44ZM43 149V150H44ZM147 149V150H146ZM49 150H51V149H49ZM134 150L135 149H133V152H134ZM148 150H150V151H148ZM136 151V150H135ZM148 151V152H147ZM32 152H33V154H32ZM91 152V153H90ZM132 152V151H131ZM145 152H147V153H152L151 155H153V157H156V159H155V161H153V157L152 156H148V154H145V156H141L142 155V153L144 154ZM47 153H49L48 151H47ZM122 154V155H118V154ZM133 154V153H132ZM134 154H135V152H134ZM134 154H133V157H132V159L135 157V156H137V155H135L134 156ZM150 155V154H149ZM146 156H148V157H146ZM33 157V156H32ZM34 157H35V154H34ZM74 157V158H73ZM128 157V158H127ZM147 158H151L150 159V163L147 161ZM34 159V158H33ZM71 159H73V160H71ZM115 159H120V161H119V163H117V165H115L116 164V162H114L115 161ZM123 159V161H125V162H123V163H126V164H124V166H123V163L121 162V160ZM130 159V158H129ZM132 159H130L131 161H134V160H132ZM135 159L137 160H139V158H138V156L137 157H135ZM149 160V159H148ZM175 160H176V162H175ZM182 160V161H181ZM5 161H7V162H5ZM31 161V160H30ZM34 161V160H33ZM130 161V162H131ZM151 161H153V162H151ZM178 161H181V162H178ZM111 162H112V164H114V165H111ZM114 162V163H113ZM173 162H175L176 163V166H174V164H173ZM11 163V164H10ZM31 163H32V161H31ZM35 163H37V160H36V162ZM83 165H82V164ZM122 163V165H121V167H120V164ZM132 163V162H131ZM131 163H130V165H128L129 166V168H130V166L131 167H134V166H132L133 164H135L134 162H133V164L131 165ZM141 163V164H140ZM177 163H179L178 165H177ZM8 164V165H7ZM33 164V163H32ZM119 165V166H118ZM185 165V166H184ZM67 166V167H68ZM115 166V167H114ZM117 166V167H116ZM178 166H183L184 168H185V171H184V169L183 170H180L179 171V173L178 172H176V173H174L173 174V171L175 172V170H173V169H175L176 167H178ZM65 167V166H64ZM68 167V168H69ZM123 167V168H122ZM2 168V167H1ZM12 168V171H13V167H11ZM18 168V167H17ZM23 168H25V167H23ZM22 168V169H23ZM114 168H116V169H114ZM119 168H121V170H119L118 171V169ZM10 169V168H9ZM134 169V168H133ZM10 171H11V169H10ZM12 171H11V173H12ZM65 171V173H66V170H64ZM117 171V172H116ZM132 171H135V169L134 170H132ZM28 172V171H27ZM74 172H76V173H80L79 175L78 174H76V173H74ZM128 172V171H127ZM127 172H125V173H127ZM55 173H58V172H55ZM59 173H61V172H59ZM92 174V176H90L89 174ZM64 174V173H63ZM76 174V175H75ZM82 174V175H81ZM116 174V175H115ZM55 175V174H54ZM57 175V174H56ZM55 175V177H53L54 178V180H55V178L57 177ZM86 175H89L90 176V179L89 180H87L89 183L87 184V182H86V180L84 181V178H86ZM129 175H130V173H129ZM138 175H140V177L138 176ZM63 176V175H62ZM89 176H87V178L89 177ZM137 176V177H136ZM64 177L61 179V177H59L60 179H61V182L62 183H66V182H63V181H66L65 179H64ZM93 177V178H92ZM125 177H127V175L125 174ZM129 177V176H128ZM130 177H132V176H130ZM50 177H48L47 179H49ZM58 178V177H57ZM56 178V179H57ZM112 178V179H111ZM120 179V178H119ZM0 180H1V184L3 185V183H4V185H5V183H7V181L3 178V180L4 181H2V179H1V177H0ZM50 180V179H49ZM53 180V179H52ZM63 180V181H62ZM121 180V179H120ZM125 181L127 180V178H125L124 179ZM132 180H130L129 182L130 183H132L131 182ZM60 182V183H61ZM84 182H86L85 184L86 185H84ZM106 182H109L110 184H108V185H106ZM127 182H128V180H127ZM128 182V183H129ZM135 182H137V181H135ZM9 183V182H8ZM50 183V184H49ZM48 183V186H52L51 184H52V182H49ZM59 183V184H60ZM71 183V184H70ZM102 183V184H101ZM9 184H11V182L9 183ZM82 184V185H81ZM135 184V183H134ZM181 184H180V186H181ZM54 185H56V183L54 182L53 183V186L52 187H54ZM57 185H58V183H57ZM63 185V184H62ZM75 185V186H74ZM78 185V186H77ZM119 185V184H118ZM123 185H124V183H123ZM215 185V184H214ZM60 186H61V184H60ZM101 186H99V189H100V187ZM103 186V187H104ZM122 186V185H121ZM137 186H139L138 184H137ZM179 186V185H178ZM177 186V187H178ZM179 186V188L181 189L182 187H180ZM216 186V185H215ZM214 186V187H215ZM49 187V188H50ZM64 187V186H63ZM116 187V186H115ZM120 187V186H119ZM146 187V188H145ZM186 187V186H185ZM217 187H218V185H217ZM216 187V188H217ZM22 188H23V186H22ZM25 188V187H24ZM55 188V187H54ZM56 192H53V193H57V192H59L60 193V191L62 192V190H60V188H59V186H56ZM58 188H59V190H58ZM97 189V191H96V189ZM102 188V187H101ZM105 188V187H104ZM121 188V187H120ZM140 188V187H139ZM178 188V189H179ZM48 189V188H47ZM62 189V188H61ZM83 189V190H82ZM89 189H87V191L89 190ZM93 189H91L92 191H93ZM107 189H109V188H107ZM128 189H130V188H128ZM179 189V190H180ZM3 190H4V188H3ZM68 190H65L64 189V191L65 192H63V195H65V194H73V193H70ZM74 190V189H73ZM91 190H90V192H91ZM102 189H100V191H101ZM105 190H106V188H105ZM105 190L103 191V192H105ZM111 190V189H110ZM114 190V189H113ZM112 190V191H113ZM132 190H134V189H132ZM131 190V192H133V193H135V191H132ZM141 190H143V189H141ZM152 190V191H151ZM182 191H185V192H183V194L185 195L186 194V189L184 190L183 188L181 189ZM180 190V191H181ZM215 191H217L218 192V190L219 189H214ZM13 191V195H14V197L17 195V199H18V194L19 193H21L20 192V190H17V188H16V191L14 192V190H12ZM19 191V192H18ZM55 191V190H54ZM75 191V190H74ZM73 191V192H74ZM79 191V192H80ZM84 191V192H83ZM99 191V193L101 194L102 193V191L100 192ZM117 191V190H116ZM115 191V192H116ZM128 192H130V190H127ZM220 191V190H219ZM3 191H2V189H1V193H2ZM16 192L18 193V194H16ZM79 192H78V194H76L77 196H75V194H74V196L75 197H79L80 195H81V193H80V195H79ZM94 192V191H93ZM93 192H91V194L89 193V191H88V194H89V199L88 200H92V199H90V195H91V198L92 197H96L97 196V194L96 195H94V193ZM110 192V191H109ZM115 192L113 191L112 193H111V195L114 193V195H117V194H115ZM118 192H120V191H118ZM125 193H128V192H126V190L124 191ZM154 192V193H153ZM173 192V193H172ZM210 192H212V191H210ZM209 192V195L210 196H208V197H211V198H213L214 199V201H215V199H216V196L218 195L216 192H212V193H216L215 195L213 194L212 196H211V193ZM24 193V192H23ZM22 193V194H23ZM87 193V192H86ZM93 193V194H92ZM133 193H131V194H133ZM177 194H180V195H182V193L180 192V193H178V192H176ZM5 194V193H4ZM3 193L1 194V195H3V196H5ZM58 194V193H57ZM62 194V193H61ZM88 194L87 195H85L83 198L84 199H82L83 200V202H81V203H86L87 201H84L85 200V197L86 196H88ZM100 194H98L99 195V198H101L102 196V194L100 195ZM121 195L123 194V193H120ZM129 195H131L130 193H128ZM127 194V195H128ZM136 194H138V192H136ZM145 194V193H144ZM0 195V196H1ZM13 195H12V193H11V195H8V197L9 196H12V198H13ZM21 195V194H20ZM44 195H45V193H44ZM63 195H61V196H63ZM68 195H65V197H67ZM79 195V196H78ZM93 195V196H92ZM134 195V197L133 198H135V194H133ZM139 195H141V194H139ZM139 195L137 196L138 198H139ZM146 195V194H145ZM143 196V197H146L147 199L149 198L148 196ZM179 195V196H180ZM43 195H41L40 196V198H41V202H42V197ZM57 195L55 194V196L54 197H56ZM58 196H60V194L58 195ZM73 195H71L70 197H71V199L74 201L76 198L74 197ZM103 196L105 197V195H104V193H103ZM163 196V197H162ZM173 196V195H172ZM176 196V195H175ZM219 196V195H218ZM2 197V196H1ZM22 197V196H21ZM53 196L51 195V198H52ZM53 197V198H54ZM65 197H64V199H62L61 200V198H60V200H61V202L63 201V203H65ZM69 197V196H68ZM67 197V201L69 200H71L70 199V197L68 198ZM104 197H102V198H104ZM122 197V196H121ZM123 197H125V196H123ZM130 198H131V196H129ZM128 197V198H129ZM182 197V196H181ZM180 197V198H181ZM184 197V196H183ZM3 198V197H2ZM16 198V197H15ZM45 198V197H44ZM59 198V197H58ZM58 198L56 197V201L58 200ZM73 198H75V199H73ZM81 198V197H80ZM88 198V197H87ZM93 198V199H94ZM97 198V197H96ZM95 198V199H96ZM101 198V199H102ZM106 198V197H105ZM133 198H131V199H133ZM146 198H143V199H146ZM159 198H156V202H152V201H150V199H148L149 200V203L151 204V202H152V204L151 205H153L154 203L155 204H157V205H160V206H162V207H164V208H169V207H171V204H173L176 200H175V198H174V202L173 203H171L172 201H170L169 199H164V201H162V200H160ZM3 199H6V198H3ZM8 200L9 199H11V197L10 198H7ZM6 199V200H7ZM98 199V198H97ZM122 199V198H121ZM120 199V200H121ZM126 199V198H125ZM141 199V198H140ZM146 199V200H147ZM158 199L160 200L159 201V204L157 203L158 202ZM45 200V199H44ZM54 200V199H53ZM52 200V201H53ZM71 200V201H72ZM81 200V199H80ZM79 200V201H80ZM81 200V201H82ZM99 200V199H98ZM103 200V199H102ZM101 200V201H102ZM106 200V199H105ZM104 200V201H105ZM117 200V199H116ZM139 200V199H138ZM145 200V203H147L148 201H146ZM178 200V199H177ZM186 200V199H185ZM216 200H219V198H217ZM14 201H15V199H14ZM55 201V200H54ZM55 201V202H56ZM59 201V200H58ZM71 201H70V203H71ZM72 201V203L71 204H73L74 202ZM76 201L77 200H75V203H76ZM89 201V202H90ZM97 201V200H96ZM96 201L94 202V201H92V202H94V203H96ZM100 201V200H99ZM98 201V202H99ZM103 201V202H104ZM118 201V200H117ZM117 201H115V203L117 202ZM125 201H127V200H124V204H125ZM135 201V200H134ZM182 201V200H181ZM180 201V202H181ZM9 202H11V200H9ZM60 201H59V203L57 204V206H59V204L61 203ZM123 202V201H122ZM128 202V201H127ZM137 202H139V201H135V203H137ZM180 202H178L177 201V206H178V204H180ZM213 202V201H212ZM212 202H209V205H207V206H210V207H212ZM63 203H61V204H63ZM74 203V205H75V207H76V209H79L78 207H80V206H83L84 207V204H80V202L78 203H76V204H78V207L76 206V204ZM102 202H99V203H96V204H101ZM129 203L131 204L132 202H131V200L129 201ZM134 203V204H135ZM183 203H184V200H183ZM210 203H212V204H210ZM5 204V203H4ZM4 204H2V201H1V204L0 205H2L3 207H7L8 208V206H5ZM10 205H11V203H9ZM9 204H7V205H9ZM13 204V203H12ZM24 204V203H23ZM22 204V205H23ZM38 204H40V203H38ZM60 204V205H61ZM66 204V203H65ZM80 204V205H79ZM91 204H93V203H91ZM95 204V205H96ZM104 204H105V202H104ZM118 204V203H117ZM128 204V203H127ZM126 204V205H127ZM130 204H128V206L130 205ZM134 204H133V207H134ZM148 204V203H147ZM145 205V206H148V205ZM154 204V205H155ZM215 204V203H214ZM9 205V208H11V207H13V206H15V212L17 211L16 210V206H17V203L15 204H13V205H11L10 206ZM19 205H21V204H19ZM21 205V206H22ZM67 205L69 206V204L67 203ZM94 205V206H95ZM139 205H143V207H142V210L144 209V212H145V214H143V215H145L146 217H145V219H144V217L142 216V217H140V219H138V217H137V223L138 222H140L141 223V225L138 223V224H136V223H134L133 221L134 220H136L135 219V217H133L134 218V220L132 219V217L130 218V216H131V211H130V209L129 210H127L128 211V213H129V211H130V213H129V217L127 216V220H128V222H127V220H125V222L128 224V228H127V230L129 229V231L131 232V230L133 229H135V228H137L136 230H137V232L136 233H133V234H131V236H130V238L128 237V240H130L131 238V241H127V245L131 248H129L128 246H126V245H124V243H123V245H124V248H126V250H128V248H129V250L127 251V253H128V255L131 257H126V262L129 260V258L131 259V260H129L130 261V263L132 264V262H133V259H132V256H133V252L131 253V251H132V244H134L135 245V243H136V245L138 244L137 242V240L139 239V237H140V234L138 233L139 231H140V233L142 234V232H141V229H143V228H145L146 226L147 227H149V225H147V223H145V225H144V222H143V220H146L147 222H151V221H154V219H152V217L154 216L155 217V214H157V212H154L153 210L154 209H156V208H153V210H152V212H154V213H152V212H149L148 214H146V212H148V211H145V209H146V207L144 208V204L142 203L141 204V201H140V203H138V204H135V208L133 209V207L131 208V210L133 209V210H135V212H136V214H138V212H142V210H141V208L139 209L138 208V206ZM63 208H65L64 207V205H61ZM60 206V207H61ZM71 206H73V205H71ZM99 206H102V205H99ZM105 206V205H104ZM137 206V207H136ZM181 205H179L178 207H180ZM183 206V205H182ZM184 206H186V205H184ZM207 206H205V209H204V211H202L201 209H199V207H197V205H196V207L198 208L197 209V212H198V210H200L202 213H199L198 212V214L195 212V215L197 214V218H199V219H196L197 221H196V223L200 220V217H201V215H199V214H203V212L205 213V210H206V215H205V217H207V215H208V217H211V216H213V217H211L210 219L211 220H209L208 221V219H207V221H205L204 219H202L201 221H205V222H208L209 223V225H210V223L211 224H215L214 222H216L217 223V221H218V219H219V212H218V208H219V206L217 207V205H216V209L214 208V209H210V208H208ZM214 206V205H213ZM18 207L19 206H17V209H18ZM126 207V206H125ZM140 207V206H139ZM201 207V206H200ZM0 208H2L1 206H0ZM5 208H2V209H5ZM6 208V210H11V209H7ZM82 208V207H81ZM85 208H87V207H85ZM93 208L96 210V208H97V206L96 207H93L92 206V209H91V207H90V211H93ZM163 208V210H162V208L161 209H156V210H161L160 211V213L159 214H161L162 212H163V214L165 213V212H167V213H165V215H170L169 213H171L170 211H171V209H168V210H166L165 211V209ZM175 208V207H174ZM213 208V207H212ZM2 209L0 210V212L2 211ZM69 209V208H68ZM70 209H72V208H70ZM98 209V208H97ZM103 209L105 210L106 208L105 207H103ZM137 209L139 210V211H137ZM178 209V211H179V209H181V208H177ZM184 209V208H183ZM186 209V208H185ZM6 210H4V211H6ZM82 210H83V208H82ZM88 210V208L86 209V211ZM133 210H132V212H133ZM155 210V211H156ZM173 210V209H172ZM175 210V209H174ZM173 210V211H174ZM211 210V211H210ZM214 210V211H213ZM73 211V210H72ZM75 211V210H74ZM79 211V210H78ZM85 211V210H84ZM165 211V212H164ZM169 211V212H168ZM176 211V210H175ZM7 212V211H6ZM18 212V211H17ZM77 212V211H76ZM125 212V211H124ZM134 212V213H135ZM177 212V211H176ZM184 212V211H183ZM182 212V213H183ZM210 212H212V213H210ZM214 212V213H213ZM14 212H12V214H13ZM127 213V214H128ZM133 213V214H134ZM150 213H152V214H154L152 217H151V215H150ZM177 213H179V212H177ZM181 213V214H182ZM207 213H209V214H207ZM216 213V214H215ZM217 213H218V215H217ZM4 214H6L5 212H4ZM3 214V211H2V215L3 216H5ZM15 214V213H14ZM17 214V213H16ZM184 214V213H183ZM183 214H182V216H183ZM185 214H186V217L185 216H183V217H181L180 219H182V220H187V221H185L184 223V225L186 226L185 228L183 227L184 225H182V230L185 232V235H186V233H188V236L191 234V232L190 231H188V230H191L190 228L192 227V228H194V224L193 223H195V221L193 222V221H189V219L188 218H191L192 216H190L192 213H188L187 212V209H186V212H185ZM211 214V215H210ZM214 214V215H213ZM1 214H0V216L2 217L1 219H4L3 218V216H2ZM10 215H11V213H10ZM141 215V214H140ZM148 215V216H147ZM162 215V214H161ZM165 215H163L164 217H165ZM189 217H188V216ZM194 215V214H193ZM204 215H202V216H204ZM138 216H139V214H138ZM157 216V215H156ZM160 216V215H159ZM215 216H217L216 218H215ZM6 217V216H5ZM161 217V216H160ZM163 217V218H164ZM169 218H170V216H168ZM168 217H165L166 219V222H167V219L169 220V218ZM194 217H196V216H194ZM205 217H203V218H205ZM141 218H143V220L141 219ZM162 218V217H161ZM162 218V219H163ZM187 218V219H186ZM202 218V217H201ZM215 218V221H212V219H214ZM218 218V219H217ZM129 219H130V221H129ZM152 219V220H151ZM178 219V218H177ZM177 219H176V221H177ZM192 219V218H191ZM195 218H193V220H194ZM206 219V218H205ZM8 220V219H7ZM133 220V221H132ZM139 220V221H138ZM141 220H142V222H141ZM164 220V219H163ZM162 220V221H163ZM164 220V221H165ZM174 220H175V218H174ZM174 220H172V221H174ZM217 220V221H216ZM131 221H132V223H134L135 225H136V227H134V226H132L133 224H131ZM160 221H161V219H160ZM159 221V222H160ZM176 221H175V223H176ZM188 221H189V223H190V225H191V227H190V225H189V229L187 228V226H188ZM201 221H199V223H201ZM203 221V222H204ZM158 222V223H159ZM193 222V223H192ZM205 222H204V225H208V223H206L205 224ZM161 223V222H160ZM186 223H187V225H186ZM195 223V224H196ZM57 224V223H56ZM126 224V225H127ZM130 224V225H129ZM154 224H156V222L154 221ZM164 224H166L165 222L163 223V226H164ZM193 224V225H192ZM203 224V223H202ZM201 224V225H202ZM139 225L140 226H142V227H139ZM197 225V224H196ZM195 225V226H196ZM199 225V224H198ZM217 225H219L218 223L217 224H215V227L217 226ZM161 226H162V224H161ZM139 227V228H138ZM152 227V226H151ZM155 227V226H154ZM159 227V226H158ZM218 227V226H217ZM51 228V227H50ZM130 228H132L131 230H130ZM141 228V229H140ZM160 228V227H159ZM140 229V230H139ZM146 229V228H145ZM148 229H150V228H148ZM152 229H154V228H152ZM157 229V228H156ZM185 229L188 231H185ZM54 230V229H53ZM139 230V231H138ZM155 230V229H154ZM128 231V232H129ZM145 231V230H144ZM144 231H143V233H144ZM195 231V230H194ZM249 231L251 232L252 231V229L251 228H249ZM127 232V231H126ZM127 232V234H129L130 235V232L128 233ZM147 231H145V233H146ZM158 232H159V230H158ZM161 232H162V230H161ZM189 232H190V234H189ZM150 234L151 233H153L152 231H150L149 232ZM160 233V232H159ZM161 234V233H160ZM192 234L194 235L195 233H193V231H192ZM147 233L146 234H144V237H147V236H149V234L147 235ZM155 235H156V232H155ZM163 235V234H162ZM125 236V238H127V235H124ZM152 236H154V233H153V235L151 234V239H152ZM157 236V235H156ZM195 236V235H194ZM194 236L191 238L192 239V241H194L193 240V238H194ZM150 237V236H149ZM160 235L158 234V236H157V238L159 239V241L161 240V238L162 237H160ZM197 237V236H196ZM156 237L154 238L153 237V239L154 240H156V242H157V245L158 244H161V243H164V241L163 240H165L164 238H163V240H161L159 243H158V239H157ZM146 239V238H145ZM147 239H149V238H147ZM146 239V240H147ZM133 240V241H132ZM140 240H141V237H140ZM152 241V243L151 242H149L150 244H147L148 243V240L147 241H145V244H147V251H146V249H142L143 251H144V253H145V251H146V253L149 251V252H151V254H153L152 256L154 257L155 255H157L158 253H159V255H157L156 257H151V259H153V261L155 262V264H157L156 263V261L158 260V257L159 256H161V257H159L160 259V262H162V260H163V257L165 256H163V254L161 255L160 254V252H158V249H159V251H161V248L159 247V246H162V245H166V243H164V244H161V245H156V242L155 241ZM150 241V240H149ZM163 241V242H162ZM196 241V240H195ZM141 242V241H140ZM143 242H144V240H143ZM154 242V243H153ZM131 243V244H130ZM192 244L194 243V242H191ZM196 243V242H195ZM144 244V245H145ZM154 246H153V245ZM139 246H140V244H138ZM195 245V244H194ZM126 246V247H125ZM143 246V245H142ZM146 246V245H145ZM150 246V247H149ZM168 246V245H167ZM167 246H165L166 248H167V250H168V247ZM176 245L174 244V246L172 247V248H174ZM121 247H122V245H121ZM120 247V248H121ZM135 248H136V246H134ZM133 247V248H134ZM154 247H156L155 248V251H152V250H154ZM178 246H176L174 249L176 250V248H177ZM144 248V247H143ZM149 248H150V250H149ZM170 249H171V247H169ZM194 248V247H193ZM122 249V248H121ZM120 249V250H121ZM136 249H140V247L138 248H136ZM135 249V250H136ZM157 249V250H156ZM163 249V248H162ZM181 247L179 246L178 247V249H177V252H178V250L180 251V252H182V251H184V254H185V252H186V249H187V245H186V248L185 249H181ZM123 250V249H122ZM164 250V249H163ZM192 250V249H191ZM191 250H187V253L186 254H188V257L190 258L191 256V254H192V256L194 255L193 253H191ZM124 251H125V249H124ZM123 251V252H124ZM134 251V250H133ZM141 251V250H140ZM139 251V252H140ZM143 251H141L142 253H143ZM165 251H166V249H165ZM164 251V252H165ZM122 252V251H121ZM122 252V253H123ZM135 252V251H134ZM168 252V251H167ZM207 252V251H206ZM126 252H125V255L127 254ZM183 253V252H182ZM191 253V254H190ZM203 253V252H202ZM201 253V257L199 258V259H201V258H203V254ZM136 254V253H135ZM177 254V253H176ZM186 254H185V256H186ZM216 254H218V253H216ZM214 255V258L217 256V257H219V255ZM148 255H150V253L148 254ZM180 256H175V253H174V255H173V257L175 258V259H173V261L174 260H176V257H177V259L178 260H181L182 259V257H181V253L179 254ZM123 256H124V253H123ZM151 256V255H150ZM185 256L183 257V259L184 260H186V261H189V262H193V261H191L190 259H185ZM206 256H208L207 254H206ZM180 257H181V259H180ZM187 257V256H186ZM157 258V259H156ZM210 258H213V255H211V257H209L208 259H210ZM156 259V260H155ZM183 259L181 260V261H183ZM223 259V258H222ZM124 260H125V256H124ZM159 260H158V262H159ZM213 260L214 259H211V261L213 262ZM216 260L218 261V260H220L219 258H215V260H214V262L212 263V264H217V262H216ZM185 261V262H186ZM168 262H170L169 260H168ZM202 262H203V260H202ZM124 263H125V261H124ZM174 263H176L177 264V260L176 261H174V262H170V263H168V264H174ZM179 263H181L180 261H179ZM206 263V262H205ZM220 262L218 261V264H219ZM127 264V263H126ZM128 264H129V262H128ZM162 264H164V262L162 263ZM190 264V263H189ZM200 264H203V263H201L200 262ZM207 264V263H206Z\"/></svg>",
  "mask_w": 264,
  "mask_h": 264
}]
</instances>
